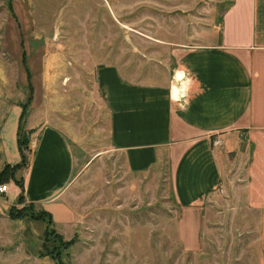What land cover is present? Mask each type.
I'll return each mask as SVG.
<instances>
[{
    "label": "rangeland",
    "instance_id": "obj_1",
    "mask_svg": "<svg viewBox=\"0 0 264 264\" xmlns=\"http://www.w3.org/2000/svg\"><path fill=\"white\" fill-rule=\"evenodd\" d=\"M114 1L109 24L102 18L95 24L87 18L93 6L98 9L90 0H36L29 9L26 0H0V99L11 93L13 80L16 99L23 101L25 93L41 98L35 112L62 119L74 143L78 173L66 195L76 215L74 224L66 227L52 219L64 241L44 234L45 224L24 216L27 203L15 198L0 214V264H259L262 206L248 201L235 153H227L232 164H224L222 188L202 205L190 248L178 232L183 212L173 199L168 165L134 175L119 156L109 153L107 115L94 88L97 64H121L125 74L152 84L169 81V55L147 46L151 36L143 38L136 31L163 23L180 31L183 21L190 22L187 12L217 26L231 0H127L126 30L119 29V3ZM56 10L57 18H51ZM19 34L27 74L20 65ZM28 148L27 166L33 144ZM258 172L252 191L264 195V171ZM13 197L10 190L0 201L11 203ZM11 208L22 216L6 222L1 217L6 211L8 217ZM33 211L46 212L39 205ZM181 228L188 233L187 226ZM68 240L72 242L66 247Z\"/></svg>",
    "mask_w": 264,
    "mask_h": 264
},
{
    "label": "crops",
    "instance_id": "obj_2",
    "mask_svg": "<svg viewBox=\"0 0 264 264\" xmlns=\"http://www.w3.org/2000/svg\"><path fill=\"white\" fill-rule=\"evenodd\" d=\"M26 2L29 9L36 0ZM90 2L99 10L93 6L87 18L95 24L102 18L109 24L115 1ZM118 3L115 17L119 29L126 30L127 0ZM230 3L217 26L212 21L200 22L201 16L187 12L190 22L183 21L180 31L169 23L136 31L143 38L151 36L147 46H157L169 55L173 68L169 81L152 84L125 74L121 64H97L94 88L107 115L109 153L119 156L134 175L158 164L168 165L173 199L183 212L178 232L190 248L196 242L202 205L222 188L224 164H232L227 153H235L246 179L248 201L262 206L258 259L264 264V195L252 191L256 173L264 171V0ZM57 12L51 18H57ZM15 83L10 85L11 93L0 99V169L19 162L16 130L27 96L25 93L23 101L15 98ZM40 99L30 97L21 119L22 127L32 130L29 143L33 144L26 172L21 175L22 196L25 203L44 208L52 226V219L57 218L68 227L76 219L66 196L78 176L76 152L61 118L35 112ZM216 140L219 145L213 144ZM5 185L6 193L0 199L10 190L14 197L11 203L0 201V214L19 193L12 182ZM8 218L6 211L1 219L13 222ZM183 224L188 235L182 231Z\"/></svg>",
    "mask_w": 264,
    "mask_h": 264
},
{
    "label": "trees",
    "instance_id": "obj_3",
    "mask_svg": "<svg viewBox=\"0 0 264 264\" xmlns=\"http://www.w3.org/2000/svg\"><path fill=\"white\" fill-rule=\"evenodd\" d=\"M231 4V3H230ZM229 4V5H230ZM9 9V14L11 16V18L15 21V15L12 12V9H10V6H8ZM16 28H18V26L16 25ZM18 47L21 51L20 54V65L23 68L25 74H27L28 69L26 66V55H25V51L23 48V43L20 42L21 41V34L18 35ZM28 91H29V86H28ZM29 99H30V95L27 94V98L24 104L21 105V115H20V122L18 123V127L16 130V147L19 153V162L17 164L14 165H7L5 164L1 169H0V185H3L4 183H8V182H12V184L17 187L19 189V194L16 197V201L17 203H23L24 199L22 196V180H21V176L16 177L17 172L21 171L22 169H24L27 166V157L25 155L26 151L29 150L28 145H29V138L30 135L32 133V130H26L22 127L21 124V119L23 117V115L25 114L26 111V107L29 103ZM27 208L22 209V211H25L24 216H28L30 219L35 220V221H40L42 223H44L45 227H44V234H51L54 238V240H56L57 238L60 241H64L62 239V237L60 235H58L57 233H55V231L53 230V226H52V222H51V218L50 216L45 213L44 211H38L35 212L33 211V206L32 204H27L26 206ZM14 209L11 208L8 212V217L10 219H16L19 218L20 215L19 212H13ZM72 240H68L64 242V245L67 247L71 244Z\"/></svg>",
    "mask_w": 264,
    "mask_h": 264
},
{
    "label": "built area",
    "instance_id": "obj_4",
    "mask_svg": "<svg viewBox=\"0 0 264 264\" xmlns=\"http://www.w3.org/2000/svg\"><path fill=\"white\" fill-rule=\"evenodd\" d=\"M220 141L216 140L213 144H219ZM6 193V185H0V195Z\"/></svg>",
    "mask_w": 264,
    "mask_h": 264
},
{
    "label": "clouds",
    "instance_id": "obj_5",
    "mask_svg": "<svg viewBox=\"0 0 264 264\" xmlns=\"http://www.w3.org/2000/svg\"><path fill=\"white\" fill-rule=\"evenodd\" d=\"M169 98L171 99V96ZM176 102L178 103L179 101L177 100Z\"/></svg>",
    "mask_w": 264,
    "mask_h": 264
}]
</instances>
